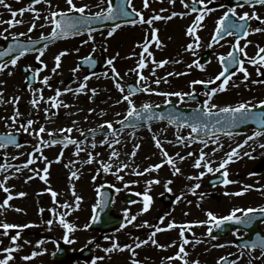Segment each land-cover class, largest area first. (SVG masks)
<instances>
[{
    "label": "rangeland",
    "instance_id": "rangeland-1",
    "mask_svg": "<svg viewBox=\"0 0 264 264\" xmlns=\"http://www.w3.org/2000/svg\"><path fill=\"white\" fill-rule=\"evenodd\" d=\"M10 1L0 0V44L11 36L47 34L33 31L39 24L30 28L32 15ZM8 12L17 14L12 18ZM160 38L141 57L133 52L135 44L124 45L122 51L108 45L106 70L91 76L76 68L75 57L98 55L99 50L83 42L64 43H76L72 59L74 54L63 47H52L27 58L32 69L40 61L50 63V69L26 89L21 88L22 60L2 67L0 132L18 131L26 143L17 151L0 150V264H54L55 243H65L73 252L95 249L93 260L72 257L64 264H216L232 252L226 248L232 236L212 241L206 231L215 219L264 205V144L244 139L192 143L185 129L164 125L113 130L131 108L175 101L179 97L168 92H183L171 88L167 78L184 71L180 49ZM112 71L123 82L136 80L144 94L129 96L122 84L113 83ZM69 76L76 83L66 86L63 81ZM94 93L96 100L90 102ZM220 101L216 97L208 107ZM106 125L111 134L80 139L81 133ZM38 144L45 146L41 153H35ZM41 173L39 180L36 175ZM219 173L226 176L222 186L203 188ZM106 185L115 190L112 206L125 223L101 236L86 226L97 189ZM241 189L244 195H236ZM127 190L137 195L135 205L117 200ZM165 192L173 197L170 206L160 202ZM37 194L45 201L37 203ZM186 229L191 231L189 240L182 235ZM236 264H264V259L251 253Z\"/></svg>",
    "mask_w": 264,
    "mask_h": 264
},
{
    "label": "flooded vegetation",
    "instance_id": "flooded-vegetation-1",
    "mask_svg": "<svg viewBox=\"0 0 264 264\" xmlns=\"http://www.w3.org/2000/svg\"><path fill=\"white\" fill-rule=\"evenodd\" d=\"M13 1L10 2L14 7L32 15L30 28L39 24L33 29L35 32H52L57 15L67 18L62 22L66 26L87 30V34L58 41L59 49L63 47L71 54L76 46L70 44L67 48L62 42H83L99 50L98 55L82 57L107 61L109 42L113 49L122 51L127 39L140 44L133 49L138 52L139 48L161 40L160 37L167 38L171 48L180 49L185 66L183 72L169 77L170 87L181 88L187 95H198L201 101L203 96L214 94L222 99L216 103L218 108L254 110L251 127L242 134L220 135L215 139L220 143L244 139L247 143L257 140L264 144V0H40L37 3L17 0V4ZM230 54L237 56V66L221 77L222 60ZM67 55L64 53V58ZM235 62L236 57L229 66ZM47 69L50 63L42 62L38 66L42 74ZM179 106L188 105L182 101ZM236 250L232 246L233 253Z\"/></svg>",
    "mask_w": 264,
    "mask_h": 264
},
{
    "label": "water",
    "instance_id": "water-1",
    "mask_svg": "<svg viewBox=\"0 0 264 264\" xmlns=\"http://www.w3.org/2000/svg\"><path fill=\"white\" fill-rule=\"evenodd\" d=\"M51 39L44 40L50 41ZM13 42L8 41L5 43L6 47L4 49V53H0V63L2 59H7L8 56H6V53L12 57L15 55H21L25 51H27V46H29V50L34 48V47H39L42 42L34 41V42H26L21 44L20 46L16 47L12 45ZM19 51V52H15ZM12 52V55L9 53ZM82 63H85L82 62ZM33 76V75H31ZM28 76L26 80V85H31L35 82L33 77ZM228 114V112H226ZM224 111L220 113H215V114H208L206 113L202 107L199 109L195 110H176L174 108H171L170 106H164L163 108H144V109H139L136 111H132V113L129 114V116L121 123L118 124L117 129L120 128H131V122H139L143 120L147 121H169L174 124L182 125V124H187L189 125L192 130H193V136L194 138L196 137H201V136H208L212 135L215 133L219 132H229V131H235L237 129L234 128V122L232 123L231 119L234 120L236 116V113H234V117L229 116L225 117L226 114ZM246 119V113H243L241 115ZM238 121H243V119H237ZM236 120V122H237ZM237 125V124H235ZM5 138V137H4ZM0 139V144L10 146L12 145L7 139L4 140ZM212 184L213 182H209ZM163 200L166 202H169L170 199H168L167 195H164ZM112 201V192L110 191L109 188H103L100 189L99 194H98V208L95 212L94 219L90 225L91 228H96L99 229L100 231L108 232L112 228L119 226L121 224V220L118 218V216L115 213H112L110 211V203ZM123 202H133L134 197H132L131 194H127L122 197ZM264 213L262 212H256V213H248L246 214L243 218L239 219H230V220H224L221 222H217L213 226V230L211 232L212 236H220L222 235V232L220 233H213L214 231H222L224 228L229 230L230 227H234L235 225H238L237 227H247L250 222L254 221L253 218L257 215V217H261L260 215H263ZM264 217V216H262ZM262 219V218H261ZM261 219L258 220L256 219V223L261 221ZM243 223L244 225H241ZM222 224H226L225 226H222ZM250 232V240L256 238V234H258V231L253 229V231ZM65 253V250H64ZM67 254V253H66ZM65 255V254H64ZM63 251L60 252L58 251L56 254L53 256V260L57 262H62L65 258H63ZM227 262L224 260L223 264H226Z\"/></svg>",
    "mask_w": 264,
    "mask_h": 264
}]
</instances>
